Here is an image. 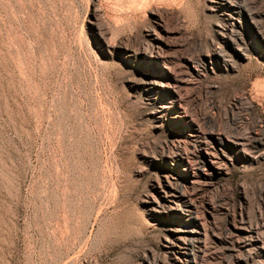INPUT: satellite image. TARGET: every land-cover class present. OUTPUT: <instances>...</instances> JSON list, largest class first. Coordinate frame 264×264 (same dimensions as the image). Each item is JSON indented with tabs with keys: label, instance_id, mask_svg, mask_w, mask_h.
I'll return each mask as SVG.
<instances>
[{
	"label": "rangeland",
	"instance_id": "374dc122",
	"mask_svg": "<svg viewBox=\"0 0 264 264\" xmlns=\"http://www.w3.org/2000/svg\"><path fill=\"white\" fill-rule=\"evenodd\" d=\"M182 240L264 264V0H0V264Z\"/></svg>",
	"mask_w": 264,
	"mask_h": 264
},
{
	"label": "bare ground",
	"instance_id": "6f19581e",
	"mask_svg": "<svg viewBox=\"0 0 264 264\" xmlns=\"http://www.w3.org/2000/svg\"><path fill=\"white\" fill-rule=\"evenodd\" d=\"M154 56V55H153ZM198 69V68H197ZM240 143V142H239ZM238 143V144H239ZM243 144V143H242ZM211 150V149H210ZM211 156H215L211 162L218 165L220 163L221 156L215 155V153L208 151ZM202 154V153H201ZM225 154V153H224ZM204 155V154H203ZM227 156V155H226ZM201 157V156H200ZM199 157V158H200ZM207 157V156H206ZM197 159V158H195ZM201 161V160H200ZM195 162V161H194ZM220 168V167H219ZM241 222H244V218L241 219ZM180 253L176 256L179 264H198L199 254L193 251V247L189 246V243L185 240H182L179 243Z\"/></svg>",
	"mask_w": 264,
	"mask_h": 264
}]
</instances>
